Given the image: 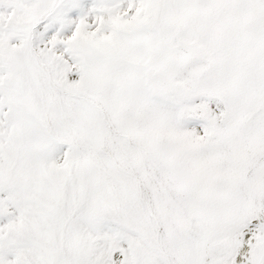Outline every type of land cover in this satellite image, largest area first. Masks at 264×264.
<instances>
[{
  "label": "snow or ice",
  "instance_id": "obj_1",
  "mask_svg": "<svg viewBox=\"0 0 264 264\" xmlns=\"http://www.w3.org/2000/svg\"><path fill=\"white\" fill-rule=\"evenodd\" d=\"M0 264H264V0H0Z\"/></svg>",
  "mask_w": 264,
  "mask_h": 264
}]
</instances>
